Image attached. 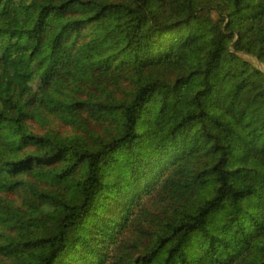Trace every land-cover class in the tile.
<instances>
[{"label": "trees", "instance_id": "1", "mask_svg": "<svg viewBox=\"0 0 264 264\" xmlns=\"http://www.w3.org/2000/svg\"><path fill=\"white\" fill-rule=\"evenodd\" d=\"M264 0H0V264H264Z\"/></svg>", "mask_w": 264, "mask_h": 264}, {"label": "water", "instance_id": "2", "mask_svg": "<svg viewBox=\"0 0 264 264\" xmlns=\"http://www.w3.org/2000/svg\"><path fill=\"white\" fill-rule=\"evenodd\" d=\"M255 61L257 62L258 66H259L260 68L264 69L263 64L261 63V61H260L257 57H256V60H255Z\"/></svg>", "mask_w": 264, "mask_h": 264}, {"label": "rangeland", "instance_id": "3", "mask_svg": "<svg viewBox=\"0 0 264 264\" xmlns=\"http://www.w3.org/2000/svg\"><path fill=\"white\" fill-rule=\"evenodd\" d=\"M254 59L256 60V57H254Z\"/></svg>", "mask_w": 264, "mask_h": 264}]
</instances>
